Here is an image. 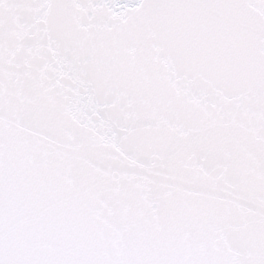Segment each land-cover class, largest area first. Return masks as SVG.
<instances>
[{
	"label": "snow or ice",
	"instance_id": "1",
	"mask_svg": "<svg viewBox=\"0 0 264 264\" xmlns=\"http://www.w3.org/2000/svg\"><path fill=\"white\" fill-rule=\"evenodd\" d=\"M0 264H264V0H0Z\"/></svg>",
	"mask_w": 264,
	"mask_h": 264
}]
</instances>
